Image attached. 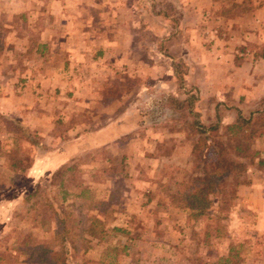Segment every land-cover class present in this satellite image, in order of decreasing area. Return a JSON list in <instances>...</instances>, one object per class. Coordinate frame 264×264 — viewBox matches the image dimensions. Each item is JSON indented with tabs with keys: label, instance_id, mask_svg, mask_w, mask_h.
Segmentation results:
<instances>
[{
	"label": "rangeland",
	"instance_id": "1",
	"mask_svg": "<svg viewBox=\"0 0 264 264\" xmlns=\"http://www.w3.org/2000/svg\"><path fill=\"white\" fill-rule=\"evenodd\" d=\"M71 1L0 0V82L17 71L21 35L69 27L106 32L115 44L109 52L118 55L125 69L117 74L121 85L116 92L107 89L110 97L95 105L64 93L57 110L66 118L55 119L51 135L30 131L34 127L9 119L0 107V264H264V197L247 192L252 179L260 188L256 176L264 169L256 159L264 158V136L245 143L240 134L221 128L226 125L217 114L197 113L206 107L191 82L207 75L200 70L189 74L213 50V41L237 52L244 48L238 37L255 27L252 22L258 18L264 29V0L205 1L199 5L209 16L203 21L200 15L202 22L199 15L189 19L191 14L178 8L191 0H84L88 4L74 6ZM73 7L76 21L65 20ZM159 27L171 30L170 38L181 32L188 49L179 51L176 40L168 53L162 44L166 36L150 35L151 28ZM232 54L238 62L239 52ZM82 72L88 75L90 69ZM16 84L2 86L0 92ZM118 90L121 102L113 100ZM121 106L140 115L131 133L98 149H87L92 139L83 138L71 147L75 153L66 164L52 175H38L35 162L49 147L50 136L84 135L92 128L86 121L90 113ZM196 122L206 127L218 122L231 157L248 162L254 156L235 197L227 191L223 197L216 194L201 213L171 199L197 187L202 176Z\"/></svg>",
	"mask_w": 264,
	"mask_h": 264
},
{
	"label": "crops",
	"instance_id": "2",
	"mask_svg": "<svg viewBox=\"0 0 264 264\" xmlns=\"http://www.w3.org/2000/svg\"><path fill=\"white\" fill-rule=\"evenodd\" d=\"M130 1L133 2V0ZM205 1L212 4V0H191L188 6L187 3L180 2L178 8L183 13L185 11L187 17L188 14H191L189 19L201 15L204 21L209 16V12L206 8H202L203 5L199 4L206 3ZM71 3L73 6L75 4H88H85L84 0H72ZM71 11L73 13L71 15L69 13L64 19L71 22L76 21L77 13H75L74 7ZM149 14L148 11L145 12L146 21L149 20ZM154 15L165 21L166 17L163 14L155 13ZM201 16L200 22H202ZM83 17L87 21L90 19L86 15ZM84 19L80 21L85 22ZM252 23L255 27L246 28L238 37L239 44L243 45L244 48H240L241 50L236 52L233 47L221 46L213 41L215 47L219 45L218 50L214 47L212 51H207V57L196 62V66H193L189 72V74H195L196 70H200L199 73L202 72L207 75L204 80L200 77L199 80L191 82L198 91L199 102H204L206 107L205 111L201 109V112L197 110V113L212 117L217 114L222 125L232 124L237 116L246 118L249 115H256L264 106V56H262L264 29L259 26L258 18ZM170 32L171 30H165L162 27L150 29V35L154 38L166 36L162 40V44L167 48L168 53L171 50V41L179 40V51L188 49L186 44L183 45L185 41L184 39L181 40L184 37L181 32L176 34L177 39L175 37L170 38L172 36ZM124 35L129 36L131 32L126 31ZM21 38L18 50L23 54L18 58L19 65L14 66L17 71L9 72L8 78L3 77L4 80L0 82V89L2 86L8 88L13 83L17 82V84L12 88L10 87V91L0 92V107L5 114L7 113L9 119L17 118L21 125L29 124L34 127L29 128L32 132H44L45 134L49 132L51 135L53 127L56 125L55 119L59 115L60 120L66 118V113L57 109H60L59 100L66 98L67 94L70 93L73 96V101L82 98L81 101H84V104L90 102L95 105L98 100L101 101L106 96L107 98L110 97L107 94V89L113 88L116 92V85H121V80L117 74L122 73L121 71L124 72L125 69L123 70L118 55L109 52V49L115 44L107 39L106 32L103 30L92 31L68 27L60 32L54 29H37L33 31V34L21 35ZM217 41L218 39H216ZM131 43L133 42L127 46L130 49L133 45ZM4 49L10 50V46ZM238 52V57L241 58L237 62L232 53ZM161 56L164 57V55ZM167 59L171 61V55ZM32 60H35V63L30 64ZM155 66L158 67L157 64ZM14 67L12 66V68ZM152 67L153 69L156 68L154 65ZM87 68L90 69V72L88 75H84L82 71ZM126 73L131 76L130 71H126ZM15 78L19 80L16 81ZM58 88L61 89L59 91L61 97L58 96ZM118 91V95L115 94L113 100L121 102L123 93L121 90ZM108 116H113V118L109 119L110 121L106 120L105 118ZM139 116L137 111H128L122 106L110 111L100 109L99 112L90 113L89 118L86 119L92 128L86 130L84 135L71 139L50 136L49 147L42 152L39 156L40 159L35 162L40 171L38 175H52L58 167L66 164L75 153L70 152L71 147L82 141L83 138L92 139L90 140L92 145L87 149H98L131 133L137 128L138 123L136 121ZM99 118H104L106 121H101ZM260 174L262 175L256 176L260 183L259 190L252 185L255 181L252 179L247 192H252L251 194L260 192L259 194L264 197V172L261 171ZM243 192L237 196L244 195ZM248 196L250 197V194Z\"/></svg>",
	"mask_w": 264,
	"mask_h": 264
},
{
	"label": "trees",
	"instance_id": "3",
	"mask_svg": "<svg viewBox=\"0 0 264 264\" xmlns=\"http://www.w3.org/2000/svg\"><path fill=\"white\" fill-rule=\"evenodd\" d=\"M262 50V56H264V49ZM194 125L196 133L200 135L199 142L202 146L203 158L200 161L202 176L197 187L189 192H179L171 199L173 202H182L183 208H190L201 213L212 205L216 194L223 197L224 191H227L226 193H230L232 198L235 197L236 189L240 184L239 180L252 166L254 156L250 157L248 162L240 161L237 155L231 157L228 141L226 142L224 134L219 132L218 122L208 127L197 122ZM221 128H224L225 132L228 131L230 135L240 134L245 143L252 142L264 136V110L261 109L256 115H249L246 118L237 116L232 124ZM233 152L240 154L241 151L238 146H234ZM256 165L264 168V158L256 159ZM52 177L56 178V175ZM113 231L117 230L113 228ZM102 262L110 264L112 261Z\"/></svg>",
	"mask_w": 264,
	"mask_h": 264
}]
</instances>
